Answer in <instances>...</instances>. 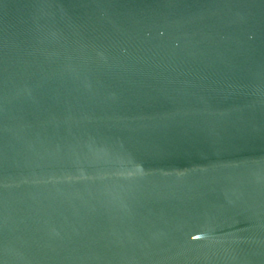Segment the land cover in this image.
I'll use <instances>...</instances> for the list:
<instances>
[{
  "label": "water",
  "instance_id": "95a60500",
  "mask_svg": "<svg viewBox=\"0 0 264 264\" xmlns=\"http://www.w3.org/2000/svg\"><path fill=\"white\" fill-rule=\"evenodd\" d=\"M0 264H264V0H0Z\"/></svg>",
  "mask_w": 264,
  "mask_h": 264
}]
</instances>
